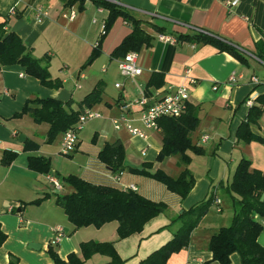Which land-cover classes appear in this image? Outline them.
Here are the masks:
<instances>
[{
  "label": "crops",
  "instance_id": "0c3cea01",
  "mask_svg": "<svg viewBox=\"0 0 264 264\" xmlns=\"http://www.w3.org/2000/svg\"><path fill=\"white\" fill-rule=\"evenodd\" d=\"M114 1L134 18L147 23L143 28L151 41L139 51L138 65L142 69L139 77H122L118 62L123 56H113L132 34V27L118 18L102 40L110 13L93 1L87 0L82 5L78 1L69 6L68 0H0V24L6 22L7 28L23 39L42 66L49 69L52 79L62 82L60 89H50L28 76L21 65H0V225L7 235L0 248V264H9L11 256L17 257L20 264H53L48 250L53 246L58 227L63 229V237L55 250L63 260L71 253L82 257L81 244L95 242L113 244L121 264H141L173 239L181 226L179 222L172 223L173 219L207 199L213 186L231 182L242 159L250 160L253 170L264 171V145L244 144L237 139L239 127L250 111L247 101L254 98L257 105V98L264 95V62L256 55L257 44L264 39V0ZM232 1L237 4L229 5ZM72 7L77 11L74 20L67 17ZM199 31L228 43L247 62L243 64L213 45H196L177 39V36L195 35ZM161 35L172 37L176 42H163L159 39ZM188 69L197 79L190 90L189 105L200 120L191 139L194 146L204 150V155L188 152L189 165H183L179 156L158 161L163 146L161 130L145 128L137 109L126 113L121 106L143 94L155 97L170 87L185 84ZM234 73L241 79L230 85L229 79ZM155 74L162 76L158 78L157 83L162 81L159 88L149 87ZM254 77L259 79V84L252 82ZM117 84H121L120 89ZM98 85L103 87V102L92 109L103 117L85 125L71 156L60 154L64 134L49 144L47 123H36L30 115L14 118L23 111L27 101L36 98L72 102V109L78 110L79 104ZM216 85L218 90H214ZM122 116L147 137L132 135L124 125L117 130L114 121ZM252 131L264 138V107ZM28 142L29 149H26ZM116 142L122 143L126 155L127 168L120 175L99 157L107 144ZM33 146L37 147L31 148ZM6 151L17 154L8 166L2 162ZM30 157L50 160V173L31 170ZM147 164H152V169L146 168ZM143 170L150 173L162 170L174 178L188 170L195 179V186L182 199L164 184L144 175ZM49 175L60 180L62 191L52 186ZM70 175L121 191L134 186L135 192L152 202L166 204L168 209L149 221L140 233L125 239L119 238L117 222L101 228L76 229L56 203L58 195L73 192L72 187L62 181ZM47 195L49 198L41 204H32ZM216 195L222 201V211L212 206L192 233L189 246L174 254L168 264H217L209 249L210 241L222 228L231 225L234 207L223 198L222 189L218 188ZM259 243L264 247V230ZM111 262L109 256L96 254L84 264ZM230 264H243L240 255L233 254Z\"/></svg>",
  "mask_w": 264,
  "mask_h": 264
},
{
  "label": "trees",
  "instance_id": "16d2710c",
  "mask_svg": "<svg viewBox=\"0 0 264 264\" xmlns=\"http://www.w3.org/2000/svg\"><path fill=\"white\" fill-rule=\"evenodd\" d=\"M80 2L81 5L87 0H68V5L73 6ZM99 8L106 9L110 15L105 24L106 34L113 27L118 18H123L132 27V34L114 52L113 56L123 57L130 52H139L143 45H149L151 38L145 32L143 26L146 22L134 18L130 13L113 3L100 0H91ZM178 40L192 44L213 45L221 52H227L236 57L243 64L246 58L228 43L214 37L198 33L195 35L177 36ZM257 57L264 62V39L257 44ZM0 65L10 67L21 65L25 68L28 76L38 79L41 84L50 89H60L62 82L53 80L47 67H43L31 49L27 48L23 39L15 32L7 28V23L0 24ZM162 76L155 74L149 83V87L162 86L158 82ZM149 94V93H148ZM103 87L98 85L93 92L88 94L79 104V109H72L73 103H63L56 99L29 100L23 111L15 114L14 118L30 115L36 123H47L50 126L48 143H53L60 135L74 127L80 115L87 109H92L103 102ZM264 95L257 98V105L250 108L249 114L243 121L237 132V139L244 144L258 142L264 145V138L252 131V126L257 125L263 115ZM199 117L196 111L188 106L187 112L180 118H163L158 121L159 129L163 135V146L158 161L172 156H179L183 165L191 163L188 152L195 155H204L202 148L192 143L191 135L199 126ZM29 142L26 145L28 147ZM33 146L31 148H36ZM125 149L122 143L107 144L99 157L103 163L108 165L113 172L121 174L125 166ZM17 158V154L6 151L3 156V164L8 166ZM146 168L152 169V164ZM252 162L242 159L235 170L232 181L226 185L220 183L213 186L211 195L196 204L188 211L173 219L172 223H180V228L174 237L166 245L151 254L141 264H168L174 254L180 253L187 248L191 242L192 233L199 226L203 218L208 214L214 201L218 197L216 190L222 189L225 196H229L234 207V217L228 227L222 228L216 233L209 245L213 253V260L217 264H230L231 256L239 254L243 264H264V247L259 243V237L263 233L264 226V171L253 170ZM29 168L41 174H49L51 171L50 160L43 157H30ZM136 172V169H129ZM144 175L164 184L167 189L185 199L195 186V179L188 171L174 178L162 170L150 173L145 170ZM62 181L72 187L70 194L58 195L56 203L65 212L70 223L76 229L94 226L101 228L112 222L118 223V235L120 239L128 238L140 233L145 225L153 218L164 214L168 206L163 203L152 202L133 190L121 191L107 186L93 185L77 176L70 175ZM45 196L32 204L38 205L47 200ZM7 240V235L2 231L0 225V248ZM57 244L50 246L48 254L53 264H84L96 254L106 255L112 259V264H121L122 261L111 243H82L80 246L82 257L71 253L67 260H63L55 250ZM9 264H20L17 257L11 256Z\"/></svg>",
  "mask_w": 264,
  "mask_h": 264
},
{
  "label": "built area",
  "instance_id": "2783aa9c",
  "mask_svg": "<svg viewBox=\"0 0 264 264\" xmlns=\"http://www.w3.org/2000/svg\"><path fill=\"white\" fill-rule=\"evenodd\" d=\"M108 3H113L115 5L116 2L114 0H100ZM237 4V1L229 2V5L234 6ZM17 8L13 10V14L16 13ZM39 16H43L41 11ZM77 16V11L72 7L69 9L68 18L70 20H74ZM199 33L209 35L207 32L199 31ZM106 34L105 26L103 27L102 36ZM210 36V35H209ZM159 39L163 42H176V40L172 37L161 35ZM99 47V42L95 44V48ZM139 62V52H130L126 54L122 59L118 62L119 74L125 78H135L142 75V69L138 65ZM238 77L235 73L230 77L229 84L235 85L238 82ZM185 84L177 87V88H168V90L162 91L155 97L150 96L149 94H143L141 97L133 100L128 104H123L121 109L128 113L133 108L137 109L140 113L141 122L147 129L152 130H160L158 126V121L163 118H180L187 112L189 103H190V90L191 87L197 84V79L192 76V72L188 69L185 71ZM252 82L254 84H259V79L257 77L252 78ZM228 84V85H229ZM116 87L118 89L121 88V84H117ZM218 85L214 86V90H218ZM153 101V102H152ZM255 103L254 98H250L247 101L248 107H253ZM103 116L101 113L94 111L93 109L85 110L79 117L77 124L64 133L60 154L62 156H71L74 154L78 147L79 135L84 129L85 125L90 121L101 119ZM115 128L120 130L122 125L126 126L128 131L134 136L147 137L145 133L137 128L132 127L126 116H122L120 120L114 121ZM208 138H204V142L207 141ZM120 175V174H119ZM49 182L52 186L58 191L63 190V185L60 180L54 176H48ZM116 180H119L117 177ZM131 190H135V187L132 186ZM222 201L220 198H216L214 201V206L217 208L218 212H221ZM264 223V221H263ZM55 239L53 244L58 245V241L63 237V229L61 227L56 228L55 230Z\"/></svg>",
  "mask_w": 264,
  "mask_h": 264
},
{
  "label": "rangeland",
  "instance_id": "374dc122",
  "mask_svg": "<svg viewBox=\"0 0 264 264\" xmlns=\"http://www.w3.org/2000/svg\"><path fill=\"white\" fill-rule=\"evenodd\" d=\"M144 26H146V25H144ZM144 26H143V27H144ZM67 177H68V176H67ZM65 178H66V177H65ZM223 195H224L223 198H224L227 202H231L232 199H231L229 196H225L224 193H223Z\"/></svg>",
  "mask_w": 264,
  "mask_h": 264
},
{
  "label": "water",
  "instance_id": "95a60500",
  "mask_svg": "<svg viewBox=\"0 0 264 264\" xmlns=\"http://www.w3.org/2000/svg\"><path fill=\"white\" fill-rule=\"evenodd\" d=\"M262 200H264V195L262 196ZM34 248H36L35 246H33Z\"/></svg>",
  "mask_w": 264,
  "mask_h": 264
}]
</instances>
